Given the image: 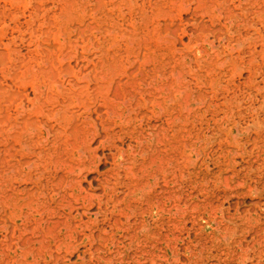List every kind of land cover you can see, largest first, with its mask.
Segmentation results:
<instances>
[{
  "label": "rangeland",
  "instance_id": "rangeland-1",
  "mask_svg": "<svg viewBox=\"0 0 264 264\" xmlns=\"http://www.w3.org/2000/svg\"><path fill=\"white\" fill-rule=\"evenodd\" d=\"M63 107L146 139L142 190L94 221L40 195L49 147L28 128ZM127 206L151 228L120 258ZM244 231L264 237V0H0V264H209Z\"/></svg>",
  "mask_w": 264,
  "mask_h": 264
},
{
  "label": "bare ground",
  "instance_id": "bare-ground-1",
  "mask_svg": "<svg viewBox=\"0 0 264 264\" xmlns=\"http://www.w3.org/2000/svg\"><path fill=\"white\" fill-rule=\"evenodd\" d=\"M211 45L214 46L213 43ZM170 90L173 91L172 88ZM94 113L82 114L75 119L63 107L52 117L56 119L54 125L43 123L28 128L31 134L39 130L43 134V143L46 142L49 147L48 159L44 160L42 166L52 177L47 182L49 187L40 195L45 200L49 197L55 203L56 207H51L54 215L59 210L68 216L76 212L81 222L84 215L89 220H96L104 213V207L107 210L110 206L113 210H120L122 204L126 205L130 194H139L142 190L137 187L136 167L145 137L139 131L127 127L119 134L112 127V121L118 118L116 112L112 114L107 110L106 114H102L99 109H95ZM125 119L122 116L120 123ZM101 160L109 165L104 172L99 171ZM171 169L174 174L169 196L172 202L170 214L173 216V232H176L179 228V205L175 168ZM123 188L128 190L124 197L121 195ZM130 210L128 206L124 208L127 211L126 222L140 229L135 238L131 237L127 250L120 253V258L130 256L128 251L132 245L140 244V234H146L151 228L147 212L142 213L141 219L138 216L132 219ZM250 236L248 238V232L244 231L238 238L229 240L225 254L217 255L216 260L209 264H264V237L257 231H253ZM132 253L136 258H143L147 254L139 247ZM177 260H181L180 256Z\"/></svg>",
  "mask_w": 264,
  "mask_h": 264
}]
</instances>
